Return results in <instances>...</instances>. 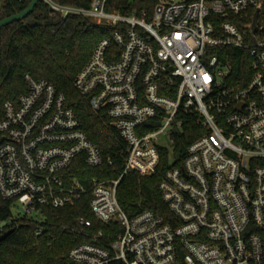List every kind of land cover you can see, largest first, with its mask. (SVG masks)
I'll return each mask as SVG.
<instances>
[{
    "label": "built area",
    "instance_id": "obj_1",
    "mask_svg": "<svg viewBox=\"0 0 264 264\" xmlns=\"http://www.w3.org/2000/svg\"><path fill=\"white\" fill-rule=\"evenodd\" d=\"M44 1L58 14L116 27L74 84L110 118L124 159L118 177L74 175L78 159L97 168L114 160L89 138L63 91L26 73L25 90L0 103V193L11 208L23 209L40 235L43 207L90 195L94 216L122 227L89 231L92 219L80 216L79 230L92 241L72 247L68 264H264L262 1L157 0L150 14L109 10L108 0L88 7ZM191 113L206 131L159 185L172 222L149 208L130 215L118 199L120 183L155 173L161 150L170 151L163 132L174 161L173 142Z\"/></svg>",
    "mask_w": 264,
    "mask_h": 264
},
{
    "label": "trees",
    "instance_id": "obj_2",
    "mask_svg": "<svg viewBox=\"0 0 264 264\" xmlns=\"http://www.w3.org/2000/svg\"><path fill=\"white\" fill-rule=\"evenodd\" d=\"M32 0H0V20L17 14ZM81 7L90 6L91 0H55ZM157 0H108L109 10L152 13ZM264 6V0H261ZM1 30L0 103L16 98L26 85L23 77L31 73L36 78H46L63 91L70 106L81 120L82 127L105 157H112V166L89 167L78 159L72 173L82 179L97 176L118 177L125 147L117 129L110 124L106 114L94 112L88 101L75 86L74 81L91 58L93 49L104 37L111 35L116 27H108L91 21L81 14L67 16L54 12L47 2L40 0L26 17L5 25ZM183 129L173 142L176 159L173 161L168 149L161 150L160 162L152 175L131 174L123 178L118 187V199L130 214L149 208L172 222V213L162 198L160 182L167 169L181 165L187 155V146L206 131L196 113L187 116ZM90 195L84 196L72 206L43 207L45 220L43 233L37 235L29 220L20 218L5 226L4 232L14 230L0 242V264H68L72 247L92 241L86 231L79 230L78 218L85 216L93 221L89 231L103 230L106 235L114 229L122 231L118 224L103 223L94 216L89 205ZM12 217L11 200L0 193V220Z\"/></svg>",
    "mask_w": 264,
    "mask_h": 264
},
{
    "label": "water",
    "instance_id": "obj_3",
    "mask_svg": "<svg viewBox=\"0 0 264 264\" xmlns=\"http://www.w3.org/2000/svg\"><path fill=\"white\" fill-rule=\"evenodd\" d=\"M39 1L40 0H32L30 2V4L27 6V8L24 9L23 11L0 20V65L2 64L1 63V47H2L1 46V30H3L2 28L7 24H10L16 20H19L21 18L26 17L29 13H31L34 10L35 6L38 4ZM258 12H259V9L256 12V16H255V19L253 22V28H255ZM38 218H41V210L38 213ZM28 225L33 231H35L38 227V224L35 222H31ZM13 230H14V228H11V229L3 232L2 234H0V242H2Z\"/></svg>",
    "mask_w": 264,
    "mask_h": 264
},
{
    "label": "rangeland",
    "instance_id": "obj_4",
    "mask_svg": "<svg viewBox=\"0 0 264 264\" xmlns=\"http://www.w3.org/2000/svg\"><path fill=\"white\" fill-rule=\"evenodd\" d=\"M160 141L163 145H167L169 148H170V151L172 150V143L170 141V136L168 135L167 132H163L161 135H160ZM174 156V154H173ZM11 211H12V220L11 221H3V220H0V225L3 226V225H6L5 223H7L8 225L12 223L13 220H17V219H20V218H23L24 215H25V212L23 211V209H21L19 206L17 205H13L12 208H11Z\"/></svg>",
    "mask_w": 264,
    "mask_h": 264
}]
</instances>
